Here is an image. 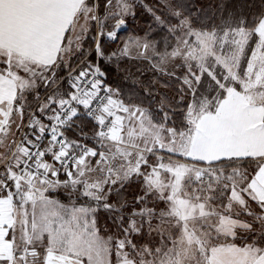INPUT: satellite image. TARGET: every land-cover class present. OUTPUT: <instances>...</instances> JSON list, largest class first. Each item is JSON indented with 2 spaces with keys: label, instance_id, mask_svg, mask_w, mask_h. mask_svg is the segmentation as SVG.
<instances>
[{
  "label": "rangeland",
  "instance_id": "374dc122",
  "mask_svg": "<svg viewBox=\"0 0 264 264\" xmlns=\"http://www.w3.org/2000/svg\"><path fill=\"white\" fill-rule=\"evenodd\" d=\"M190 1L0 2V44L11 45L20 37L34 49L51 37L50 31L65 34L62 49L55 41L50 49L63 61L50 71L37 72L21 56L6 54L14 67L2 66L12 76L31 68L37 93L57 82L68 92L85 74L101 71L104 37L120 40L122 55L157 58L156 66L172 83L154 89L163 94L174 89L184 97L180 110L185 124L175 129L173 118L180 112L173 115L169 105H126L113 93L115 113L127 106L124 115L116 113L115 139L95 141L92 153L68 178L55 163V176L51 172L49 179L59 181L46 184L41 179L35 186L14 178V166L0 167V195L12 191L17 197L11 195L20 222L16 229L22 233L17 239L32 230L38 238L48 234L52 240L41 238L38 250L86 256L87 264H207L215 245L223 246L216 264H229L224 246L235 250L232 259L244 264L235 246L263 249L264 206L252 200L248 186L259 171L251 160L264 156V7L258 18L246 21L244 6L237 7L240 0H231L220 23L201 30L190 19ZM146 16L149 25L140 21ZM6 24L21 25L22 35L2 31ZM44 116L39 111L37 120L46 121ZM22 118L19 129L25 125ZM126 183L134 189L123 196L120 189ZM71 219L77 227L69 226ZM15 246L9 264H29L22 256L31 251L24 244ZM43 256L33 262L52 261V255Z\"/></svg>",
  "mask_w": 264,
  "mask_h": 264
},
{
  "label": "crops",
  "instance_id": "0c3cea01",
  "mask_svg": "<svg viewBox=\"0 0 264 264\" xmlns=\"http://www.w3.org/2000/svg\"><path fill=\"white\" fill-rule=\"evenodd\" d=\"M0 2H23V0H0ZM19 27H21V25L14 28V26L11 27L9 24H6L2 31H5L8 34L22 35L20 33L21 28ZM55 29H58V27H54V31ZM261 29L263 33L262 43L264 44V20ZM50 34L51 37L49 36V39L46 42H38V45H34L36 47L34 49H29L27 47L29 44L27 39L22 40L20 37H16L15 42L11 43V45H5L8 42H2L0 44V58L2 59L0 62V167H11L10 165L14 166V168L17 169L13 174L14 178H20L23 181H33L35 186L38 185L39 182L41 183V179L43 180V183L49 184L48 181L51 180L49 179L51 172L52 177L55 176V172L51 170L55 167V163L52 158L49 160L46 159L42 162L43 165L47 166L49 169V173L46 177H42L36 172H32L30 169L26 168L25 163L29 150L38 143L43 130L49 124L50 117L48 114L51 115V110L55 105L56 99L61 95V84L59 85V82H57L52 86L47 82L49 85L46 87L44 92L37 93L38 90H36V86L38 85V82H33L31 68L21 66L20 69L26 68L25 72L20 74V70L16 76H12L2 65L7 63L10 67H14L12 59L6 56L7 53H13L21 56L25 62L28 61L32 63L33 67H35L33 69L37 70V72H40V70L43 69L50 71L51 68H55L63 60H59V56L58 58L56 57V50L51 51L50 49L53 46L54 41L56 48L59 50L62 49L61 44L65 34L63 31L57 35H55L53 31H50ZM35 40L36 38L33 41ZM32 60H34V63ZM44 83H46V80ZM33 98L37 99L34 104H32ZM114 106L115 102L114 99H112L107 111L109 112V110H111L115 117L116 113L118 117L125 114L127 106L122 104L116 113ZM252 109L254 108H251V110ZM39 111L40 115L44 116L47 114L46 117L44 116L46 121H44L42 117L37 120ZM22 117L24 118L25 125L22 129H19L22 124L19 127L17 120ZM32 117H35V119L32 121V127H30L29 122ZM29 130L31 131L28 132ZM114 135L115 134L113 133V139H115ZM68 145L70 147H74L76 145V139L73 137L68 138ZM251 162L258 163L257 167L259 168V171L253 177L255 179L252 181V184L248 186V189L251 192L250 195L252 200L259 202L264 206V156L256 157L251 160ZM240 163L244 162L240 161ZM56 181H59L58 177L57 179H54L53 182ZM53 182L50 181V183ZM11 195H14L12 191H10L9 194L4 193L3 195H0V259H15V244L20 243L25 245V249H29L31 251H27V253H24L25 255L22 256L23 262L28 261L29 264H87L83 261V258H87L86 256L77 259L61 252H41L38 250L41 248V246L37 245L40 244L39 242L41 238H47V240H49V237L51 238L48 234L42 233V236L38 238L37 232L32 230L28 233L27 238L17 239V235H20L21 237L22 233L16 229L20 222L17 220L19 216L15 217L16 211L14 200ZM15 198L17 197L15 196ZM51 223L53 226L55 225V222L51 221ZM73 223L75 224V227H77L78 222L73 219H71V225L69 226L71 227ZM140 226H142V224H140ZM10 230L11 238H9ZM53 239H55V235ZM28 244H33V246L29 245V247H26ZM222 248L223 246L221 247V245H215L208 251L207 264H216V257L221 258ZM224 248L229 249L224 252L225 255L229 256V264H243L241 261L242 259H232V255L236 254L235 250L231 249L230 246H224ZM235 248L237 253L239 252L240 254H243L244 264H264V247L261 250H256L253 246L250 248H247L246 246H235ZM49 254L52 255L49 257L52 261H41V263L33 262L35 260L39 261L43 255L45 259ZM15 255H17V252H15ZM100 264H110V262L107 260ZM218 264H220V261Z\"/></svg>",
  "mask_w": 264,
  "mask_h": 264
},
{
  "label": "trees",
  "instance_id": "16d2710c",
  "mask_svg": "<svg viewBox=\"0 0 264 264\" xmlns=\"http://www.w3.org/2000/svg\"><path fill=\"white\" fill-rule=\"evenodd\" d=\"M244 1L245 2H242L240 0L237 7L240 5L244 6L247 15L246 21H249L252 17L258 18L257 14H259L264 7V0ZM231 2V0H191L188 4L192 9L190 19L199 29L212 30L220 23L225 14L230 11L229 6ZM140 21H143V24H150L148 16L145 18L141 17ZM122 44L120 40L114 43L108 41L104 37L102 40L103 55L99 59L100 72L104 74V78L111 86L113 93L126 105L138 104L140 106L152 108H157L156 106L159 104L169 105L170 109H175L173 115L176 116L175 111L180 112L178 119L173 118L175 121V129H180V127L185 124V120H183L184 115L182 110H180L184 106L182 102L184 97L179 98V96H176L177 94H174V89L171 92L168 90L165 91V94H163V90L154 89L156 86L160 88L159 86H162V84L165 86L171 84V77H165L164 72L158 69L155 63L157 58L145 56L135 58L119 53ZM115 48H117L118 51L114 52ZM110 49H112L111 53L114 54L109 57ZM167 79H169V82ZM165 81L168 83L165 84ZM68 89V92H62V90H60V94L64 97L70 96L73 88ZM179 103L181 107L176 108L175 106ZM154 113L155 115L159 114V112L156 113V111ZM79 114L80 115L76 116L71 123V126L77 132L68 131L66 133L67 138L73 137L79 141L80 145L84 143L94 148L97 142L87 139L83 134L97 136L99 130L98 122L88 118L83 112ZM169 125L172 124L169 123ZM45 159L49 160L51 157L47 156ZM57 168L62 172L61 176H63V178L70 177V174L74 172L73 170L65 176V172L58 166ZM127 184L129 183H126L120 189L123 196H125L126 193L131 194L134 189H131Z\"/></svg>",
  "mask_w": 264,
  "mask_h": 264
},
{
  "label": "built area",
  "instance_id": "2783aa9c",
  "mask_svg": "<svg viewBox=\"0 0 264 264\" xmlns=\"http://www.w3.org/2000/svg\"><path fill=\"white\" fill-rule=\"evenodd\" d=\"M99 73L101 72L97 68L85 74L75 85L74 92L70 96L58 99L49 124L38 143L26 157L25 166L31 171L37 172L38 175H47L46 168L40 163L48 151L51 152L55 160L60 161L57 164L61 170L68 173L75 169L83 157L92 152L93 149L84 143L75 149L66 148V131L77 132L71 126L76 113L83 112L88 118L98 122L97 136L85 134L83 136L92 141L109 142V139L111 141V131L114 128L116 117L107 109L113 99V94L109 83Z\"/></svg>",
  "mask_w": 264,
  "mask_h": 264
},
{
  "label": "snow or ice",
  "instance_id": "6c2138e0",
  "mask_svg": "<svg viewBox=\"0 0 264 264\" xmlns=\"http://www.w3.org/2000/svg\"><path fill=\"white\" fill-rule=\"evenodd\" d=\"M99 75H100L102 78L104 77V74H103V73H99ZM101 87H103V86L101 85ZM81 107H83V105H81ZM79 115H80L79 113H76V116H79ZM74 118H75V117H74ZM47 155H48L49 157L52 156L51 152H49ZM56 162L59 163L60 161H59V160H56ZM62 166H63V165H62ZM64 175L67 176V175H68V172H65ZM57 176H59V173H57ZM5 190H6V191H9V190H12V189H8V188L6 187ZM9 238H11V230H10V232H9ZM0 264H9V262H8L7 259H0Z\"/></svg>",
  "mask_w": 264,
  "mask_h": 264
}]
</instances>
